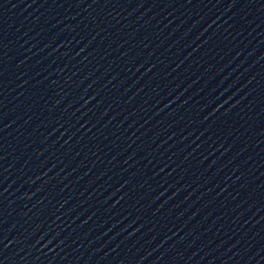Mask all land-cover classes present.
I'll return each mask as SVG.
<instances>
[{
	"label": "water",
	"instance_id": "obj_1",
	"mask_svg": "<svg viewBox=\"0 0 264 264\" xmlns=\"http://www.w3.org/2000/svg\"><path fill=\"white\" fill-rule=\"evenodd\" d=\"M0 264H264V0H0Z\"/></svg>",
	"mask_w": 264,
	"mask_h": 264
}]
</instances>
